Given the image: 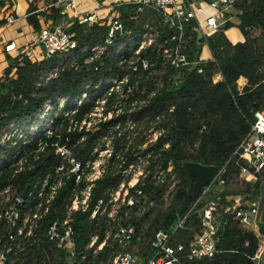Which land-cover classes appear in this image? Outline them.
<instances>
[{
  "label": "built area",
  "instance_id": "1",
  "mask_svg": "<svg viewBox=\"0 0 264 264\" xmlns=\"http://www.w3.org/2000/svg\"><path fill=\"white\" fill-rule=\"evenodd\" d=\"M236 1L113 0L110 17L107 23L101 24L107 26L102 42L79 50L83 64L92 74H98V79L94 83L89 79L84 90L73 97L63 95L47 100L37 114L17 121L27 125L26 133L19 134L17 139L12 135L1 141L16 148L0 159V175L5 171H12L14 175L32 170L48 145L54 148L58 161L43 173L27 179L21 187L8 184L0 190V264H25L29 256L38 264H53L54 259L65 264H87L86 254L77 259L74 242L73 215L78 211L89 212L88 218L94 219L96 225L100 221L106 225L102 241L94 247L98 237L94 234L84 249H92L95 255L108 244L112 255L94 264H184L211 256L216 251V234L223 214L231 216L239 228L255 233L258 246L251 260L254 264H264V234L255 227L259 190L234 198L233 203L220 196V187L232 177L251 187L264 182L263 109L253 112L250 129L233 152L236 172L226 174V163L217 168L188 213L176 220L171 232L158 229L147 239L149 254L142 244L144 232L137 226V220L154 206V201L144 192L146 179L166 186L169 191L178 180L172 161L167 160L165 166L161 163L168 142L156 146L164 128L154 127L151 135L138 139L133 114L136 108L145 107L164 86L179 82L194 60L190 61L187 53L196 51L198 32L201 34L200 46L208 45L209 36L233 19ZM79 4L78 0H54L42 10L31 13H45V9L56 7L60 17L70 14L69 20H76L86 27L100 25L96 10L80 14L76 10ZM14 20L12 16L6 18L8 23ZM76 48L73 34L66 31L63 23L40 26L33 46H19L14 41L3 46L6 53L19 51L34 62L56 53L64 61L73 60ZM197 62L206 61H201L198 56ZM216 77L221 80V75L216 73L213 82H217ZM67 101L69 105L65 107ZM84 101H92L91 108L80 120L73 119L71 115ZM56 104L63 109L59 115L54 112ZM60 115L68 117L69 124L77 129L79 141L89 134H97V142L86 161L79 160L67 143H59L61 135L52 127ZM125 121L129 125L128 134H131H116ZM105 123L108 124L103 131L99 125ZM42 125L43 130H38ZM96 127H99L98 131L93 132ZM42 136L56 140L48 143ZM117 139L124 144L116 146ZM65 140L69 142L70 138L65 136ZM111 159L120 181L92 203V188L108 170ZM68 180L73 181L72 192L58 209L55 202L59 189ZM167 194H163L164 201H167ZM203 202L204 205L195 211L200 221L199 229L189 227L193 231L192 239L188 243L172 244V233L183 228L196 204ZM259 220H264L263 209ZM252 225L254 227L249 228ZM57 248L62 255H56Z\"/></svg>",
  "mask_w": 264,
  "mask_h": 264
},
{
  "label": "trees",
  "instance_id": "2",
  "mask_svg": "<svg viewBox=\"0 0 264 264\" xmlns=\"http://www.w3.org/2000/svg\"><path fill=\"white\" fill-rule=\"evenodd\" d=\"M33 10L30 6L27 21L34 30L40 28V19L55 22L60 18L59 8L56 7H52L49 14L31 13ZM121 10L125 8L121 7ZM4 22L5 20H1L0 24ZM234 24L242 32L243 41L231 43L226 37L224 31ZM251 29H258L259 33L252 36ZM66 31L73 34L77 43L76 56L73 60L64 61L59 53L39 62L31 61L25 56L14 57L4 70L0 78V159L16 148L9 143H1L4 128L11 123H17L21 118L34 116L47 100L63 95L73 97L84 90V85L89 79L93 83L98 79V74H92L83 64V56L79 50L102 42L107 26L94 24L86 27L73 20ZM208 48L211 53L210 60L200 62L193 71L186 69L176 85L164 86L149 99L145 107L136 108L133 114L138 126L142 123L145 127L158 116L159 122L155 124V128L163 127L164 134L158 139L156 146H161L164 141L169 144L162 152L161 163L165 166L166 161L171 160L178 180L169 193L170 202L165 207L162 206V198L167 192V187L155 183L150 178L145 181L144 192L154 201V206L145 214V219L157 211L151 219L150 227L146 229L143 226L145 223L142 221L143 218L137 220V226L144 232L145 240L142 244L148 254L150 248L147 239L153 232L158 229L171 232L176 220L184 217L195 202L192 198L194 179L184 168L185 162L213 165L218 169L226 163V174L237 170L233 152L250 129L253 112L258 109L264 110V0H237L233 19L209 36ZM194 53H187L190 61L193 60ZM150 57L154 59L153 56ZM50 73L55 75L51 76ZM216 73L221 75V80L213 82ZM239 76L247 79V85L241 90H238L236 85ZM68 105L69 101L65 103V107ZM91 106L92 101L82 102L71 117L80 120ZM107 124H100V129L104 131ZM69 127L70 130L67 131ZM52 128L61 135L59 143H67L79 160L86 161L90 158L93 146L97 142V134H89L85 140L79 141L77 129H73L68 117L62 115L55 119ZM65 136L70 138L69 142H66ZM42 137L46 139L45 136ZM46 140L50 143L56 139L52 137ZM121 143L124 144L119 139L115 141L116 146L122 145ZM57 161L54 148L48 145L34 162L32 170L14 175L12 171L2 173L0 190L8 184L21 187L27 179L53 167ZM108 166V170L92 188V203L109 189L115 188L120 181L113 159L109 161ZM72 188L73 181L68 180L59 189L55 202L58 209L68 200ZM251 188L254 193H258L259 184L248 186L241 192L249 191ZM220 196L224 198L226 192L222 191ZM203 205L204 202L197 203L190 217L185 220L184 227L172 233L170 239L172 244L188 243L192 239L193 231L189 227L199 229L200 221L195 211ZM88 215L89 212L74 213V242L78 252L77 259L80 255L86 254L87 264H94L106 260L112 255V251L108 244L95 255L92 254V249H84L94 234L98 236L94 247L102 241L106 229L102 221L96 225L97 222L94 219L90 220ZM216 238V251L211 256L185 261L184 264H254L251 257L258 246L257 236L251 230L239 228L228 214L222 215ZM56 253L63 254L59 248L56 249ZM25 264H38V261L29 256ZM53 264L65 263L54 259Z\"/></svg>",
  "mask_w": 264,
  "mask_h": 264
},
{
  "label": "crops",
  "instance_id": "3",
  "mask_svg": "<svg viewBox=\"0 0 264 264\" xmlns=\"http://www.w3.org/2000/svg\"><path fill=\"white\" fill-rule=\"evenodd\" d=\"M54 0H0L2 4L0 5V21L5 20L3 24H0V78L3 76L4 70L6 67L10 65V59L14 57H21L19 51H14L11 53H6L3 49V46L8 41H14L19 46H33L35 45V38L37 30H34L31 24L27 21V14L29 11V7H33V12L42 10L46 5L50 4ZM79 5L76 10L80 14H84L86 12L96 10L98 23L105 24L107 23V19L110 17V11L112 10L113 0H78ZM52 7L47 8L45 10L46 14H49ZM37 13V12H35ZM8 16H12L15 20L11 23L6 21ZM70 14L65 17H60L56 19L55 22L46 19H40V26L47 24L49 26H53L57 23H63L67 28L69 24L72 22L69 20ZM226 35V31H224ZM227 36V35H226ZM228 38V36H227ZM231 42L235 43L237 41H243L244 37L239 36L234 40L228 38ZM208 46V45H206ZM36 49L37 48L36 46ZM209 49V48H208ZM211 59V53L209 59H204L201 61H207ZM239 79V80H238ZM238 83L236 81L237 89L241 90L245 85H247V79L244 76L238 77ZM243 79V83L241 84V80ZM215 81H219V77H216ZM221 192L225 191V186L220 187ZM228 191V190H227ZM227 198L232 197V194L226 195Z\"/></svg>",
  "mask_w": 264,
  "mask_h": 264
},
{
  "label": "rangeland",
  "instance_id": "4",
  "mask_svg": "<svg viewBox=\"0 0 264 264\" xmlns=\"http://www.w3.org/2000/svg\"><path fill=\"white\" fill-rule=\"evenodd\" d=\"M234 22L235 23L237 22V17H235ZM225 31H226V35L231 40H234L235 38H237L239 36H243L242 32L240 31V29L235 24L230 26L229 28H227ZM258 33H259L258 29H251L250 30V34L252 36L257 35ZM237 42H239V41H237ZM231 43H233V42H231ZM209 58H210V51L208 49V46L201 45V48L199 50V59L200 60H204V59H209ZM62 110L63 109L60 108L58 106V104H56L54 112L57 115H59L60 113H62ZM157 121H158V119L154 118L153 121L148 123L147 127H145V125H143L142 123L140 124L141 126H138V123H135V125H136L135 126L136 137L138 139H142L143 137L146 138L148 135H151L152 134L151 133L152 130H155L153 128L155 127V124L157 123ZM118 129L116 131V134L119 133L120 135H125L126 136L128 134V130H129V125H127V121H125L123 125H120L118 127ZM38 130H43V125L39 126ZM56 130H58V129H56ZM26 132H27V125H23V124H20V123L19 124L18 123H14L13 125H10L7 128V130H5V131L3 130V133L1 135V141L2 140H6L7 136H12V135L14 136V139H17L19 134H21V133L23 134V133H26ZM130 134L131 133H129L128 135H130ZM235 172L236 171L233 170V171H231V174H233ZM224 186L226 188V189H224L225 192H226V195H228L229 193L232 194V197L229 198L230 199V203L234 202V198H241V197L246 196L247 194H252L253 193L252 189H250L249 191H246V192H241L242 189H244V188L246 189L248 187V184H246L245 181H243L241 179L239 180L238 178H235V177H232V179H230V180H225ZM165 193H168V194L166 195L167 201H164V199L162 198V206L163 207L168 206V204L170 202V198H171L170 194H169L170 193L169 189H167V192H165ZM225 197H224V200H225ZM225 203H227V201H224V204ZM156 213H157V211L153 212L150 216H148L147 219H145V216L142 217L143 218L142 221L145 222L144 225H143L144 229L150 227L151 219L153 218V216ZM263 214H264V208H263ZM259 223H260V225L258 226L257 224H255V227L257 228V230L260 233H264V220H261ZM252 227H254V226L253 225L249 226V228H252Z\"/></svg>",
  "mask_w": 264,
  "mask_h": 264
},
{
  "label": "water",
  "instance_id": "5",
  "mask_svg": "<svg viewBox=\"0 0 264 264\" xmlns=\"http://www.w3.org/2000/svg\"><path fill=\"white\" fill-rule=\"evenodd\" d=\"M201 39V34L198 32L197 38H196V51L193 56V62L190 65L189 70L193 71L198 62V56H199V50L201 48L199 44V40ZM99 127H96L93 129V132L98 131ZM184 168L187 170L189 175L193 177V187H192V198L195 199L200 194L202 188L209 183V181L212 179L214 174L217 171V167L213 165H202L197 162L187 161L183 164ZM264 204V182L259 185V203H258V210L255 218V224L258 226L260 225V214L263 209ZM259 232V231H258ZM260 233V232H259ZM264 234V233H260Z\"/></svg>",
  "mask_w": 264,
  "mask_h": 264
},
{
  "label": "bare ground",
  "instance_id": "6",
  "mask_svg": "<svg viewBox=\"0 0 264 264\" xmlns=\"http://www.w3.org/2000/svg\"><path fill=\"white\" fill-rule=\"evenodd\" d=\"M243 83V79L241 80V84Z\"/></svg>",
  "mask_w": 264,
  "mask_h": 264
}]
</instances>
